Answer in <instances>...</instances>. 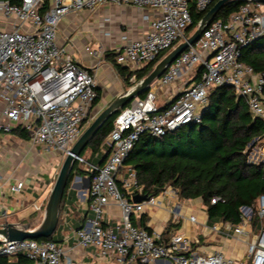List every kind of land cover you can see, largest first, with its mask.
I'll return each mask as SVG.
<instances>
[{
	"label": "built area",
	"instance_id": "2783aa9c",
	"mask_svg": "<svg viewBox=\"0 0 264 264\" xmlns=\"http://www.w3.org/2000/svg\"><path fill=\"white\" fill-rule=\"evenodd\" d=\"M190 1L202 11L214 0H0V133L15 128L32 131L33 148L39 145L46 155L57 154L64 159L85 124L96 116L93 102L98 82L94 69L105 52H111L117 64L131 71L142 68L186 38L184 32L191 22ZM104 5L142 9L140 28L138 24L137 30L121 24L114 39L111 16L106 14L95 23V33L112 43L103 48V40L94 35L96 48L89 49L86 43L77 47L70 40L68 26L61 25L62 18L81 12L95 14ZM261 38L264 2L259 0H243L225 19L212 20L143 96L132 98L120 109L107 141L101 145L107 144L104 162L97 165L89 162L87 155L77 156L88 173L91 216L74 230L75 242L65 245L31 238L8 241L0 236V255L25 257L26 261L19 264H74V252L85 249L111 264H264V194L241 205L236 222L220 219L209 224L206 212L204 219L188 215L191 225L199 223L211 236L209 240L215 241L199 245V240L179 230L165 237L133 223L146 208L158 205L159 195L166 191L134 202L132 196L143 194L142 188L135 169L123 166L141 134L162 136L180 126L198 123L209 91L220 85L233 88L237 96L244 98L251 115L264 124V73L239 60L241 49ZM81 53L95 59L94 63L84 66L77 58ZM172 85L180 88L158 106L160 91ZM263 138L264 134L247 145L248 163L259 164L258 159L264 158V145L251 147L252 142ZM34 179L45 182L40 176ZM8 187L22 197L24 179L8 183ZM168 189L176 194L173 187ZM216 200L212 198L211 202ZM111 203L119 208L117 219L104 217ZM32 207L42 212L44 205ZM202 209H206L204 204ZM179 216L177 212L175 217ZM208 243L229 245L240 253L202 249Z\"/></svg>",
	"mask_w": 264,
	"mask_h": 264
},
{
	"label": "trees",
	"instance_id": "16d2710c",
	"mask_svg": "<svg viewBox=\"0 0 264 264\" xmlns=\"http://www.w3.org/2000/svg\"><path fill=\"white\" fill-rule=\"evenodd\" d=\"M216 1L202 11L195 7L193 1L189 2L191 22L185 29L186 37ZM241 2L232 0L225 3L213 20L225 19ZM167 51L161 52L134 71L117 64L109 51L105 52L104 58L111 63L123 86L129 87L143 78ZM239 60L252 66L254 71L264 73V39L243 47ZM132 75L135 76L133 82L130 81ZM97 91L93 105L99 102L100 91ZM144 93L145 91L140 96ZM119 111L102 124L80 153L82 155L89 148L91 154H98L95 161L89 162L101 165L106 159L107 155L100 152V147L106 141ZM12 132L28 138L27 132L20 128H15ZM263 134V122L251 115L244 98L237 96L230 86L220 85L209 91L198 123L180 126L162 136L141 134L124 159L123 166L135 169L142 193L148 197L157 196L167 187H173L181 200L201 199L206 206L209 224L220 219L236 222L238 208L252 203L258 195L264 194V164L248 163L245 152L247 145L256 138H262ZM83 174L88 173L76 160L62 196L60 212L71 180L75 175ZM212 198L217 200L212 203ZM146 219V214L142 213L138 225L150 231L151 228L145 224ZM168 227L169 225L164 234ZM53 234L39 239L54 240ZM24 261L26 258L20 255H0V264H19Z\"/></svg>",
	"mask_w": 264,
	"mask_h": 264
},
{
	"label": "crops",
	"instance_id": "0c3cea01",
	"mask_svg": "<svg viewBox=\"0 0 264 264\" xmlns=\"http://www.w3.org/2000/svg\"><path fill=\"white\" fill-rule=\"evenodd\" d=\"M105 10L106 9L104 10L98 9V11L95 14H91V15H88L85 12H81V13H84V15H81V16H79V14L81 13L77 14L76 16L67 15L62 18L61 25L63 27L68 26L69 35L73 32L74 29H77V28H79L78 31L80 30L82 31L83 29L92 30L96 38L98 37L97 39L99 41L102 42L103 40L102 47L106 48L104 41H107V40H104L102 37L99 36L98 33H95L96 31L95 23L99 20L100 16L108 14V13L104 14ZM90 18H93L92 22H88V19ZM117 35H115L114 39L117 38ZM135 35L137 34L135 33ZM96 38H94L95 41H96ZM87 40H89V38H87ZM73 42L77 47H80L82 43H87L85 39L78 40L76 38H73ZM77 58L79 59V61L88 60L89 61L88 66H91V64L94 63V60H95L93 58H89L88 56H86L85 53L78 54ZM100 65L105 66L107 75L99 74L97 76L96 74V78L98 82L97 89H99L101 94L104 93L105 87L112 86V88L114 89V92L109 95V100L105 103V105H107V103L110 100H112L117 94L121 93L123 89L125 88L123 87V84L121 80L119 79V77L117 76L111 63L108 62L105 58H103V60L97 63L94 69L95 73H97L96 72L97 68ZM109 77H112L113 79L112 82L114 81L113 82L114 84L111 83L112 85H107L108 84L107 81L108 79H110ZM179 88L180 87L178 85L177 87L172 85V86L162 89L158 95V97H161V98L163 97L164 99L161 103L169 100L171 95ZM3 141H4V135H1L0 133V145L3 143ZM105 150H106V147L101 146L100 152L105 153ZM1 154H0V225L3 224L4 222H29L28 221L29 215L28 216L22 215V212L29 207L30 202H33V200H29L30 197L27 196V192L29 190L28 189L24 190L23 196L18 197L8 187V183H13L17 179H25V176H24L25 173L18 171L17 170L18 168L15 167V164H14L15 163L14 160H16L15 157L11 156L10 158H8L6 156L5 157L6 159H5L4 158L5 154H3V156H1ZM97 156L98 154L95 153L92 157L96 159ZM1 157L4 158L3 163L1 160L3 158ZM87 157H89V153H87ZM40 178L43 179L42 177ZM33 181H35V179H32V182ZM40 186L41 188H38L37 191L33 193V195H36V197L39 196L41 198L43 197V193H44L43 192L44 184ZM88 188H89L88 174L75 175L70 182L69 189L67 191L66 197L63 202V207L60 212L59 222L56 227V230L54 231L55 233L57 231V228H59L58 230L61 231V235L59 234V236H57L58 240L64 243L65 245H72L74 243V240H75V236L73 233L74 230L79 228L84 223L86 217L91 216V212H89L88 210V199H87ZM165 191L166 192H164V194L159 195L158 200L160 202L158 205L153 206V207H148L143 212L146 214V218H147L145 222L146 226L151 228L150 231L159 232L165 237L169 236V234L174 230H179L192 237V234H191L192 225L186 217L190 214H195V213L189 212V210L182 211L180 204L178 202H174L170 200L164 202L165 195H168L174 198H176L175 196L177 195V194H175V196L172 195L168 187L165 189ZM42 199L43 200L41 203L43 204L40 203L38 205H44L45 200L44 198ZM176 200L178 199L176 198ZM192 200L198 205V208L202 210V213L206 212L202 209L203 203L200 198L186 199L180 202L188 203L189 201H192ZM33 204H36V203L33 202L31 206ZM177 204H179V208H176ZM37 212H40V211H37ZM177 212L181 213V216H179L178 218L175 217L177 215ZM197 216L200 217V215H197ZM104 217L105 218L110 217L113 219H117L119 217V208L114 203H111L108 206ZM139 219H134L133 223L139 224ZM182 219H184L186 222L184 226L181 225ZM167 225H169V227H168L167 233L164 234L163 232L167 228ZM186 225H188V227H186ZM216 244L210 245V243H208L207 245L203 246L202 249L204 248L205 250L207 248L208 250L218 249V250H222L225 253H231L233 255H237L240 253V252H237L238 249L237 250L232 249L229 245H225V244L220 245L219 243H216ZM74 258H75L74 264H84V263L111 264L110 261L107 259L93 257L91 254L88 253V250H85V249H80V250L75 251ZM153 264H163V261H156Z\"/></svg>",
	"mask_w": 264,
	"mask_h": 264
},
{
	"label": "rangeland",
	"instance_id": "374dc122",
	"mask_svg": "<svg viewBox=\"0 0 264 264\" xmlns=\"http://www.w3.org/2000/svg\"><path fill=\"white\" fill-rule=\"evenodd\" d=\"M99 9H103V10L106 9L104 11L105 12L104 14L108 13L111 16L110 24H111V26H113V37L114 38H115V35H117V33H118L117 30L120 28L121 24H125V25L129 26L130 28L137 30L136 25L140 22V13L142 12V9H139L135 6H117V5H106V6L104 5V6L100 7ZM107 9H109V10H107ZM81 15H84V13L79 14V16H81ZM92 21H93V18L88 19V22H92ZM139 24H138V28H140ZM78 29L79 28L73 30V32L70 34V36H69L70 40H73V38H76L78 40L85 39L87 41L86 46L89 49L96 48V45H95L96 41L94 39L95 38L94 32L92 30H87V29H83L82 31L81 30L78 31ZM194 29H195V27L188 33V36L194 31ZM113 37H112V40H113ZM87 38H89V40H87ZM181 41H183V39H180L178 41V43ZM104 43H105V47L107 48L109 46V44H111L112 42H111V40H109V41H104ZM82 64L84 66H88L89 61L83 60ZM96 72H97L96 73L97 76L99 74L100 75L101 74L107 75L106 68L104 65H100L97 68ZM109 78L110 79H108L107 85H112L111 83H113L114 81L112 82V80H113L112 77H109ZM115 85H114V87H115ZM129 87H124V88H129ZM113 92H114V89L112 88V86H108V87H105L104 93H102V94L100 93L99 102L96 104L95 110H94L96 115L106 106L105 103L109 100V95ZM160 98L161 97H158V96L156 98V104L158 106H160L161 102L164 100L163 97L161 99ZM91 121L89 123L85 124L84 129L91 123ZM1 135H4V141L0 145V154L2 153L1 156H3V154H5L4 158L6 156L8 158H10L11 156L15 157V159H16V160H14L15 167L18 168L17 169L18 171L25 173V175H24L25 176V179H24V188L25 189L24 190H26V189L29 190L27 192V196L30 197L29 200H33L34 203L40 204L43 200L42 198H44V200H45L44 205H45L47 197H48L49 192H50V189H51V187H52V185L56 179L57 173L60 169V166L62 164L63 159H61V156L57 155V154L54 157L50 156V155H46L45 152L43 151V149L39 145H36L33 148L31 145L32 142H31L30 137L23 138L14 132L4 133V134L1 133ZM262 145H264V138L259 139V140L257 139L256 141L252 142L251 147H254V149H258L259 147H262ZM85 151L87 153H89V157H87L88 161H95L96 160L92 157L93 154H91V150L89 148H87ZM257 151H261V149L257 150ZM262 157L260 159H258V161L261 160L260 163L264 164V158H262ZM1 158H3V157H1ZM4 158L1 159L2 163L4 162L3 161ZM32 176H33V178H32ZM39 176L45 180L44 183L42 181L38 182L36 180L32 182V179H34L35 177H39ZM43 184H44V191H43L44 193L42 192L43 197L40 198L39 196L36 197V195H33V193L36 192L38 188H41L40 185H43ZM171 194L175 196V194L173 192ZM175 197L179 201L176 200V198H174V197H170L168 195H165L164 196V202L169 201V200L174 201V202H178L180 204L182 211L189 210V212L195 213L196 216L200 215L199 218H201L203 216L202 210H200L198 208V205L193 200L189 201L188 203H185V202H180L182 200L177 195ZM33 202H30L29 207L22 212V215L23 216L29 215L28 221L32 225H36L39 223V221L41 219L42 212H37L33 209V207L31 206V204ZM41 204H43V203H41ZM203 219H204V216H203ZM185 223H186L185 220L182 219L181 225L184 226ZM186 227H188V225H186ZM58 229L59 228H57V231L53 234V237H54L53 241H57V242L59 241L57 236H59V234L61 235V231H59ZM191 234H192V237L194 239L199 240V245H202L207 241H210L212 244L215 243V241L209 240V238H211V236L205 233L203 227L199 223H195L194 225H192ZM74 242H75V240H74ZM206 250H208V248ZM237 252H240L239 249L237 250ZM104 259H106V258H104Z\"/></svg>",
	"mask_w": 264,
	"mask_h": 264
},
{
	"label": "water",
	"instance_id": "95a60500",
	"mask_svg": "<svg viewBox=\"0 0 264 264\" xmlns=\"http://www.w3.org/2000/svg\"><path fill=\"white\" fill-rule=\"evenodd\" d=\"M229 1L232 0H217L205 12L203 17L198 21L194 31L188 37L167 51L143 78L117 94L99 113H97L91 123L82 131L77 140L73 143L69 153L63 159L42 210L39 223L32 226L30 222H4L0 225L1 237L8 241H13L23 240L25 238H47L54 233L59 221L62 196L77 156L80 155L94 134L107 119L127 105L132 98L139 96L146 91L149 85L165 71V69L188 47L189 44H193L198 40L206 26H208L216 17L222 6ZM259 1L264 2V0ZM27 135L28 137H32L33 132L28 131ZM105 147L107 149V144H105ZM107 152L108 151L106 150L105 155H107ZM82 155L85 157L87 152L84 151ZM146 198L147 195L145 194H135L132 196L134 202H140Z\"/></svg>",
	"mask_w": 264,
	"mask_h": 264
}]
</instances>
